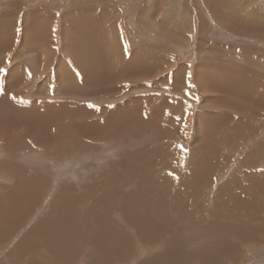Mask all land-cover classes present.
I'll list each match as a JSON object with an SVG mask.
<instances>
[{"label": "rangeland", "instance_id": "1", "mask_svg": "<svg viewBox=\"0 0 264 264\" xmlns=\"http://www.w3.org/2000/svg\"><path fill=\"white\" fill-rule=\"evenodd\" d=\"M101 48L103 70L92 73ZM0 69L10 106L0 104V211L15 205L0 219V264H95L79 231L91 220L76 223L78 251L59 262L43 259L55 244L34 228L63 186L92 219L125 165L147 183L130 202L141 212L157 199L146 190L167 194L173 182L182 203L157 201L164 211L151 215L167 231L149 242L132 232L112 264H264V0H0ZM73 99L85 107L71 109ZM64 110L101 136L70 142L64 127L53 142ZM176 169L182 181L160 182ZM30 177L39 189L25 195Z\"/></svg>", "mask_w": 264, "mask_h": 264}, {"label": "bare ground", "instance_id": "2", "mask_svg": "<svg viewBox=\"0 0 264 264\" xmlns=\"http://www.w3.org/2000/svg\"><path fill=\"white\" fill-rule=\"evenodd\" d=\"M97 33H99V32H97ZM76 35H77L76 39H74V40H75L76 44L81 48L83 39L81 38V36H79L78 33ZM96 41H97V39H96ZM100 45H101V43H100ZM94 51H96V53H98L101 56V60L99 61L96 57L95 61H94V60H92V58H94L92 56L91 61H94L95 64H98V66L100 68L99 69L98 67H95L92 70V73H100V70L101 71L103 70L102 69L103 64H101V63H104L102 60L103 55H101L103 48H101V50H94ZM92 55H93V53H92ZM91 63H93V62H91ZM45 64H47V63H45ZM74 68L77 70V72H80L81 69H85V67L81 64L80 65H74ZM83 83L87 86V81H83ZM114 85H116V84H114ZM211 86H212V84H211ZM73 89L76 91H81V88L79 86H75V87H73ZM73 100H74L73 102L68 103V106L71 109H73V110L79 109L77 111H81V109L83 107H85V106L81 107V105L78 103V99L77 100L73 99ZM0 104L2 107H6L7 109H8V107H10L9 104H7V102H3L2 100H0ZM70 104L75 105V107L74 106L71 107ZM9 109H11V108H9ZM62 113L63 114L61 116H57L56 119L51 121V123L53 125H50V126H55V131L53 133V137L56 140H54L53 142H56V141L59 143L62 142L61 141L62 140V134H58V131L64 130V127L66 129V133H68V136L70 138V142L74 141V139L76 137L75 135H78L79 132L82 133L83 136H85L84 134H86L85 138H88V139H89V137L91 139H95V138L98 139L101 136L99 134L100 132L99 133L96 132L97 130L95 131V130H92L91 128H89V129L86 128V126L82 127L79 124H74L73 123L74 120L71 119V112L70 111L64 110V112H62ZM46 119H47V117H46ZM43 120H44V117H43ZM43 120H42V122H43ZM39 129H40V127H39ZM72 129L77 130V132L76 133L73 132ZM115 132H117V129L115 130ZM130 133H132V132L130 131ZM114 136H116V135H114ZM43 142H46V139ZM62 148H60V149H62ZM57 150H59V149L57 148ZM126 155L127 154H125L124 156H126ZM111 165H113V164H111ZM117 168H118V166L115 165L114 166L115 173L117 172V170H116ZM122 168L124 169V173L114 175V177H110V178H113V181H115L114 183L116 184V191L113 194L109 195L107 198H104L100 202V204L102 202L105 204L104 209L100 212L95 210L93 212L92 219H91V217H88V214L80 213V211L77 208V205L83 204V203H77V202H79V200H81L82 202L84 201L82 198H80L81 196L80 197L78 196L79 200L74 199V202H75V204H74L70 200L71 199L70 196H72V191L70 193L68 190H66V188L64 186L59 190V192L63 191L64 193L61 192L59 194V196L57 197V200H55L54 202H51L52 206L50 209V213L47 214L42 220H39L37 222V224L35 225V228H34L36 231H39V232L41 231L42 234L45 236V238L42 240L43 243L48 241L50 243L55 244L53 249H51L50 252H48V255L43 258L44 260L49 261V262L50 261L51 262L52 261L59 262L63 259H67L69 257H74L75 252L78 251V250H76V248H78L79 244L81 243L80 237L77 236L79 229L76 230L74 228L76 226V223H79V222L81 224L87 226L86 221L91 220V223H90L91 226L89 227V229L86 228L87 231H84V230H79V231H81L82 233L85 234V238L83 239L82 243L90 244L92 249H93V252L96 255L95 264H112L114 261L124 259L128 250H130L132 247L131 237H130L132 232H134L138 238H141L142 240L149 242V240H151L153 237L155 239H158V237L160 236V233H161V235H163L167 231L166 227L161 228L162 225H160L158 227L155 225L156 222H159V221L164 222V220H167V219L156 218L157 219L156 220L155 217H153L151 215L153 206L150 207V205H148V207H145L144 212H141L140 211V209H142L141 205H139L138 203H135L136 205L132 204V203L130 204V202H133L134 200H138L141 198V197H139V195H141V192L139 189L144 188V186L147 183H145L141 179L140 185L138 186V183L134 180L135 179L134 174L132 172H127V171H132L131 168L129 167V165H125ZM172 175H175V176L174 177L169 176L172 178H168L166 176V174L162 175L164 177V179L160 180V182H163V181L166 182L168 180L175 181V179L182 181V177H180V176H182L184 174L180 173L176 169L173 171ZM120 176H122V178ZM118 177H120V178H118ZM32 180L34 181L37 179L36 178L33 179L32 177H30V179L24 180L25 182L23 181L24 186L23 187L21 186V187L24 189L25 195L28 192L29 187H31V190L34 192L38 191V189H39L37 182H36V184H33V183H31ZM128 184H130L132 186V189L125 190L123 187L128 185ZM105 186L107 187V185H105ZM105 186L103 184H99L98 188L93 190V193H98V195L103 196L99 191H101V190L106 191ZM96 187H97V184H96ZM170 188L179 189L180 187H179V185H177L174 182L171 183V186L165 190V192L167 194H161L162 196L164 195L165 197H161V195H159V194H153V193H155V192H153L154 190H146L147 192H150L149 197L147 199L148 202H150L149 198L151 196H154L157 198L154 200H153V198H151V201L154 202L153 205H155V207L153 209L154 212H158V213L162 212L163 213L164 210L161 208L160 204L156 203L157 201H160V200L161 201H168L169 205H172V206H175V205H177V207L181 206L182 198L180 197V194L173 193L170 190ZM194 189H196V188H194ZM67 191H68V193H67L68 196L65 194V192H67ZM136 193H138L139 195L137 196ZM169 193H171V195ZM25 197L26 196H24V198ZM35 197H34V200L36 199ZM62 197H66V198H62ZM121 198H124L128 202V204L120 203ZM60 199H61V203H57L58 200H60ZM26 200L29 201L30 199L27 197ZM0 203H2V202H0ZM2 205L6 209H3L2 211H0V219H2L4 221V223L6 224V222L9 223L8 221L12 219L13 213L15 211V205L11 201H8L6 205L5 204H2ZM97 205H98V200H97L96 206ZM0 207H1V204H0ZM91 207H94V206L91 204ZM116 207L119 209V213H114V209ZM62 209H65V210H62ZM68 209L70 211H67ZM180 212H181V210L178 211V213H180ZM118 215L120 217H122V222H123L122 226L119 225L118 223H116L115 221H112V220L109 221V219H111L112 217L115 218ZM142 216H145V217L150 216V218H149L150 222H149V220L144 219ZM5 220H6V222H5ZM3 221H1V222H3ZM124 224L127 226L128 229L124 226ZM207 224L210 226H213L211 222H207ZM151 228H152V232H153L152 236L148 234V231ZM2 231H3V229H0V235L5 234ZM65 232H68V233L65 234ZM168 233H170V229H169ZM104 246H105V249H103ZM225 250H226L225 248H222V251H225ZM70 251L74 252V254H71ZM47 259H49V260H47ZM151 260H155L154 257L151 256Z\"/></svg>", "mask_w": 264, "mask_h": 264}, {"label": "snow or ice", "instance_id": "3", "mask_svg": "<svg viewBox=\"0 0 264 264\" xmlns=\"http://www.w3.org/2000/svg\"><path fill=\"white\" fill-rule=\"evenodd\" d=\"M3 71H5L4 69H0V72H3ZM30 75V74H29ZM92 107H95L94 105H92Z\"/></svg>", "mask_w": 264, "mask_h": 264}]
</instances>
